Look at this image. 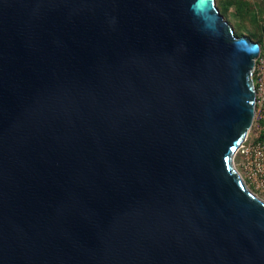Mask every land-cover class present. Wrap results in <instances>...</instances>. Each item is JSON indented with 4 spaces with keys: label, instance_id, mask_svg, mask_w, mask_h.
I'll list each match as a JSON object with an SVG mask.
<instances>
[{
    "label": "water",
    "instance_id": "water-1",
    "mask_svg": "<svg viewBox=\"0 0 264 264\" xmlns=\"http://www.w3.org/2000/svg\"><path fill=\"white\" fill-rule=\"evenodd\" d=\"M260 52L215 0H0V264H264Z\"/></svg>",
    "mask_w": 264,
    "mask_h": 264
},
{
    "label": "built area",
    "instance_id": "built-area-1",
    "mask_svg": "<svg viewBox=\"0 0 264 264\" xmlns=\"http://www.w3.org/2000/svg\"><path fill=\"white\" fill-rule=\"evenodd\" d=\"M254 88V115L246 140L237 149L240 176L256 196L264 195V55L260 52L251 73Z\"/></svg>",
    "mask_w": 264,
    "mask_h": 264
},
{
    "label": "rangeland",
    "instance_id": "rangeland-1",
    "mask_svg": "<svg viewBox=\"0 0 264 264\" xmlns=\"http://www.w3.org/2000/svg\"><path fill=\"white\" fill-rule=\"evenodd\" d=\"M220 1H223L224 3H230V8L228 9L229 13L225 17L223 15L222 16L232 27L235 34L236 30H240L242 35L249 39V33L253 32L255 28H257L258 26L264 28V0H215L217 8L219 7ZM245 1H247L253 7L255 12L258 13L257 20L255 22H252L249 18L246 17L239 18L236 15L237 6L245 9V6L243 5V2ZM250 40L252 41V39ZM239 162V156L237 153H235L233 156V165L240 175L241 169ZM259 198L264 201V195H259Z\"/></svg>",
    "mask_w": 264,
    "mask_h": 264
},
{
    "label": "trees",
    "instance_id": "trees-1",
    "mask_svg": "<svg viewBox=\"0 0 264 264\" xmlns=\"http://www.w3.org/2000/svg\"><path fill=\"white\" fill-rule=\"evenodd\" d=\"M245 9L237 6L236 15L239 18L246 17L249 18L252 22L257 20L258 13L255 12L253 7L247 2H243ZM219 11L224 17L229 13L228 9L230 8V3H224L223 1L219 2ZM236 36H243L240 30H236ZM249 39H252L253 42L258 43L261 46V52L264 55V28L258 26L255 30L249 33ZM260 140H264V132H262Z\"/></svg>",
    "mask_w": 264,
    "mask_h": 264
},
{
    "label": "snow or ice",
    "instance_id": "snow-or-ice-1",
    "mask_svg": "<svg viewBox=\"0 0 264 264\" xmlns=\"http://www.w3.org/2000/svg\"><path fill=\"white\" fill-rule=\"evenodd\" d=\"M235 150V149H234Z\"/></svg>",
    "mask_w": 264,
    "mask_h": 264
}]
</instances>
